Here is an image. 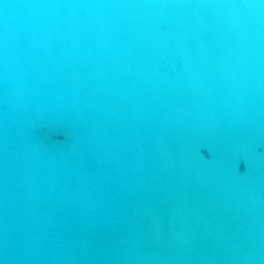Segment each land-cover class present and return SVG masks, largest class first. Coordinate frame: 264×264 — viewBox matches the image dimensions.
Masks as SVG:
<instances>
[{
    "label": "water",
    "instance_id": "95a60500",
    "mask_svg": "<svg viewBox=\"0 0 264 264\" xmlns=\"http://www.w3.org/2000/svg\"><path fill=\"white\" fill-rule=\"evenodd\" d=\"M0 264H264V0H0Z\"/></svg>",
    "mask_w": 264,
    "mask_h": 264
}]
</instances>
